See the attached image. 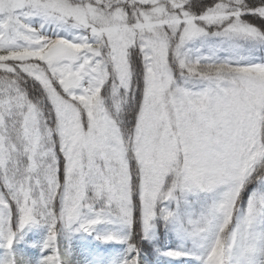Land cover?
Segmentation results:
<instances>
[{
  "label": "snow or ice",
  "instance_id": "obj_1",
  "mask_svg": "<svg viewBox=\"0 0 264 264\" xmlns=\"http://www.w3.org/2000/svg\"><path fill=\"white\" fill-rule=\"evenodd\" d=\"M0 264H264V0H0Z\"/></svg>",
  "mask_w": 264,
  "mask_h": 264
}]
</instances>
